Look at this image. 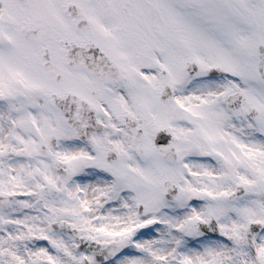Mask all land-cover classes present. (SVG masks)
Listing matches in <instances>:
<instances>
[{"label":"snow or ice","instance_id":"obj_1","mask_svg":"<svg viewBox=\"0 0 264 264\" xmlns=\"http://www.w3.org/2000/svg\"><path fill=\"white\" fill-rule=\"evenodd\" d=\"M0 264H264V0H0Z\"/></svg>","mask_w":264,"mask_h":264}]
</instances>
